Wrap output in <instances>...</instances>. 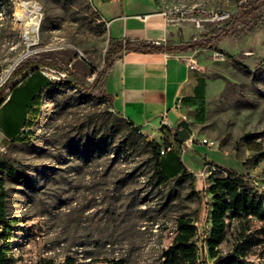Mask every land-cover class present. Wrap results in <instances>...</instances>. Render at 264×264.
<instances>
[{"label":"rangeland","instance_id":"rangeland-1","mask_svg":"<svg viewBox=\"0 0 264 264\" xmlns=\"http://www.w3.org/2000/svg\"><path fill=\"white\" fill-rule=\"evenodd\" d=\"M101 1L93 0L96 6ZM245 1L251 0H125L135 12L166 13L189 24L196 33L184 43L226 24ZM30 2L38 6L36 30L21 18ZM0 11V81L20 62L41 61L43 74L58 82L38 97L22 139L0 138L5 213L13 221L10 264H162L181 233L179 220L196 227L198 262L210 264L204 192L213 179L198 176L197 159L187 151L215 154L225 168L264 185V158L256 162L264 154V9L237 24L217 48L195 49L192 64L207 80L205 121L189 123V147L174 141L179 151L172 145L161 161L164 177L181 168L179 160L189 166L194 187L179 176L156 186L147 142L162 144L160 134L132 131L105 102L80 91L92 86L113 41L93 5L0 0ZM65 70L77 87L59 81ZM18 78L5 80L2 93ZM205 139L216 145L208 147ZM165 144L171 145L168 137ZM227 223L220 254L247 230L243 220L228 217ZM248 225L252 231L260 223ZM247 260L264 264V243L251 248Z\"/></svg>","mask_w":264,"mask_h":264},{"label":"trees","instance_id":"trees-1","mask_svg":"<svg viewBox=\"0 0 264 264\" xmlns=\"http://www.w3.org/2000/svg\"><path fill=\"white\" fill-rule=\"evenodd\" d=\"M264 9V0L245 1L241 4L236 12L231 15L230 20L223 26L218 27L209 35H203L199 40L190 41L180 44H156L146 42L139 39H124L112 41L105 52L103 66L97 71L95 80L88 89L80 88L84 94L97 98L99 101L105 102L108 108L112 106V96L105 91L106 77L114 63V61L122 54L127 52H184L193 51L199 48H217V45L226 37L235 32L236 26L249 17H255ZM44 66L41 61L19 63L11 72L7 81H11L16 77L17 80L9 86L6 93H2L0 89V127L10 140L22 139L28 121L27 114H30L37 103L38 97L46 89L55 85L56 81L51 80L42 74L40 67ZM65 78L59 81L69 87H75L76 82L72 74L65 70ZM23 83V85H19ZM77 87V86H76ZM9 99L5 102V99ZM186 107L195 106V120L197 123L205 121V79L203 76L198 77V82L195 88V95L182 100ZM5 102V103H4ZM118 114V113H117ZM132 131L141 133L139 127L128 121ZM164 126L159 128L163 132ZM176 141L181 143L172 132ZM168 136H162V144L158 142L148 141L151 154L155 165V181L156 186L164 185L169 179L177 176L187 178L194 187L195 175L190 172L179 160L181 168L169 177L162 175L161 161L168 151L170 144L166 143ZM90 151H93L90 150ZM161 151H164L161 153ZM205 165H213L219 167L226 172V176L222 178H213L212 184L208 188V192L212 196L211 212H210V229L206 240L208 257L211 259L210 264H250L247 260V255L251 248L261 246L264 243V195L251 193L244 184V175L236 172L231 168H225L217 165L213 161L207 160L201 156ZM259 158H264V154L257 155ZM231 220H243L246 223L247 230L240 233V238L233 246L232 250L226 254H220L217 246L225 237L227 232V218ZM258 221L260 226L256 230L249 231L250 221ZM12 223L10 219H6L5 213V194L0 181V241L3 243L0 246V264H10V238L12 234ZM181 233L179 234L175 244L171 246L166 254L162 264H205L198 262L199 253L194 237L197 230L194 225L184 224L183 220H179ZM247 231L250 233L248 234ZM247 233V234H246ZM121 260L115 264H122ZM71 264V262H69Z\"/></svg>","mask_w":264,"mask_h":264},{"label":"crops","instance_id":"crops-1","mask_svg":"<svg viewBox=\"0 0 264 264\" xmlns=\"http://www.w3.org/2000/svg\"><path fill=\"white\" fill-rule=\"evenodd\" d=\"M111 2L102 0L97 6L93 2V6L108 22L113 41L139 39L156 44H180L196 33L195 30L191 31L189 24L175 21L163 13H138L132 10L125 0L114 1L116 5ZM195 52L196 50L178 53L127 52L120 55L114 61L105 81V91L112 96L110 109L146 134L159 133V137H162L164 132L172 149L173 142L176 141L172 132H175L177 123L182 119L188 124L197 123L195 106L186 107L182 100L195 95L199 76L205 79V100L207 96V80L192 64L198 60ZM20 85L23 83L18 86ZM9 96L7 95L5 102ZM1 108L0 106V110ZM28 116L29 114L26 115ZM161 126L165 127L163 132L159 131ZM0 138L10 140L1 127ZM206 153L207 151L201 148L187 151L189 158L197 159L198 171L206 166L201 156L209 157L218 165H223L216 160L217 155L209 156ZM183 165L192 172L189 166ZM213 178H217V175ZM2 243L3 241H0V246Z\"/></svg>","mask_w":264,"mask_h":264},{"label":"built area","instance_id":"built-area-1","mask_svg":"<svg viewBox=\"0 0 264 264\" xmlns=\"http://www.w3.org/2000/svg\"><path fill=\"white\" fill-rule=\"evenodd\" d=\"M87 3L93 5V0H85ZM106 1H119V0H106ZM164 15H167L166 13H163ZM3 14L0 11V17H2ZM62 76L65 74L62 73ZM8 74L0 81V86L4 83L5 80H7ZM189 140H187L185 143L181 142V146L183 148L189 146ZM203 143L207 145L208 147H214L216 145V142L214 140H203ZM170 149V147L167 148V150ZM184 151V150H183ZM164 151H161L163 153ZM259 163V162H258ZM258 168V167H256ZM218 172H221L224 176H226V172L221 170L217 166L213 165H206L204 166L199 172L198 176L202 179L205 178H210L211 176L213 177L216 175ZM223 176V177H224ZM244 184L246 187L249 189L251 193L257 194V195H264V185L261 184V182L257 179H250L247 175H244ZM204 188L206 189V185L204 183ZM205 194V201H206V206H207V212H208V217H209V224H210V212H211V202H212V196L208 192V189L204 192ZM210 229V228H209ZM0 231H1V226H0ZM197 239H198V233H196V236L194 237L195 243L197 244Z\"/></svg>","mask_w":264,"mask_h":264},{"label":"bare ground","instance_id":"bare-ground-1","mask_svg":"<svg viewBox=\"0 0 264 264\" xmlns=\"http://www.w3.org/2000/svg\"><path fill=\"white\" fill-rule=\"evenodd\" d=\"M28 4V3H27ZM26 4V5H27ZM29 6H31L32 7V9L31 10H28V11H26V12H24L23 13V15H22V17L21 18H23V20L25 21V22H28L29 23V25H30V29H32V30H36V27H37V23H38V19L37 18H35V13H36V11L38 10V6L35 4V3H33V2H30V4H29ZM25 8V7H24ZM29 8V7H28ZM36 8V9H35ZM19 11V10H18ZM23 12V11H22ZM37 14V13H36ZM24 22V23H25ZM27 35H29V34H27ZM29 37V36H28ZM30 39H31V41H33V37L31 38V36L29 37ZM29 40V39H28ZM30 42V41H29ZM35 44V43H34ZM32 46V45H31Z\"/></svg>","mask_w":264,"mask_h":264},{"label":"water","instance_id":"water-1","mask_svg":"<svg viewBox=\"0 0 264 264\" xmlns=\"http://www.w3.org/2000/svg\"><path fill=\"white\" fill-rule=\"evenodd\" d=\"M190 132V126L184 119L177 123L175 127V135L182 143H185L189 139Z\"/></svg>","mask_w":264,"mask_h":264}]
</instances>
